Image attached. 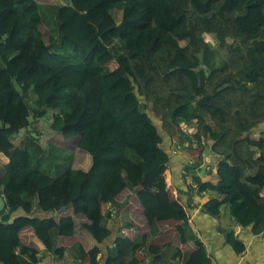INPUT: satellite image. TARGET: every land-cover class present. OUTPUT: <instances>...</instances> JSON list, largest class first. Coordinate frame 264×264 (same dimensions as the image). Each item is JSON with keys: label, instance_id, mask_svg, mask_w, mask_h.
<instances>
[{"label": "trees", "instance_id": "obj_1", "mask_svg": "<svg viewBox=\"0 0 264 264\" xmlns=\"http://www.w3.org/2000/svg\"><path fill=\"white\" fill-rule=\"evenodd\" d=\"M263 3L0 0V155L8 160L0 175V194L7 203L0 216V261L8 247L3 264L42 263L40 249L21 237L31 229L45 255L59 261L69 256L74 264H140L132 255L136 241L121 230L116 235L109 224L135 196L148 228L143 251L149 254L152 240L161 234L162 203L170 194L164 186L152 190L144 184L161 181L171 161L165 136L184 138L183 124L195 127L191 138L197 148L204 145L218 157L217 182L193 178L199 194L218 196L205 210L220 216L227 207L240 227L263 234ZM48 19L55 31L45 44L38 27ZM224 49L228 53L216 65L217 51ZM58 50L72 59L60 61ZM50 112L51 129L66 140L77 139L90 156L88 170L73 168L74 155L54 144L33 165L30 143L12 142L31 126V117L39 121ZM259 130L261 136L254 138ZM257 154L261 166L252 164ZM240 185L250 191L242 193ZM125 192L129 195L121 202ZM171 206L175 212L180 208L174 201ZM67 209L85 220L80 230L94 241L92 249L81 242L66 251L61 247L63 228L75 222L72 216H57ZM176 232L181 243L197 247L180 264H213L188 217ZM225 238L237 254L243 252L233 230Z\"/></svg>", "mask_w": 264, "mask_h": 264}, {"label": "crops", "instance_id": "obj_2", "mask_svg": "<svg viewBox=\"0 0 264 264\" xmlns=\"http://www.w3.org/2000/svg\"><path fill=\"white\" fill-rule=\"evenodd\" d=\"M182 130L185 134V137L182 139L172 140L169 136H165L163 146L171 154V161L167 171L161 177V181L159 183H153L149 180L144 184L145 187L152 190H157L160 186H164L168 190L170 200L162 203V208H164L162 216H165L169 220V223H174V234L176 237L173 240L171 237L167 238L164 235L165 228H162L160 221L161 234L152 240L149 254H144L143 249L141 257L135 256V254H133V257L138 258L141 262L140 264H180L179 257L183 259L186 254L197 250L196 245L192 242L186 244L181 243L176 232L175 227L182 224L183 220L188 217L194 232L201 239L209 256L212 258L213 264H264V233L259 236H254L251 227L245 229L240 227L230 216L227 207L223 208L221 215L216 216L217 218L212 217L205 210V204L210 199L218 196L215 193L199 194L193 183V178L199 177L204 183L217 182L219 180L216 169L218 157L211 152L210 148L202 145L199 149L197 148V144L194 141L192 142L191 136L196 132L193 125L183 124ZM259 132L260 135H256L255 138L261 136L262 130H259ZM177 144L182 145V149L174 155V149ZM256 157L253 158L252 164L254 166H261V163L258 161L259 154ZM239 188L244 194L250 191L248 185H240ZM128 195L129 193L120 201L123 202ZM261 196L264 197V191ZM133 197L136 198L135 196ZM171 201L180 204L177 212L172 208ZM130 205H132L131 202L123 209L115 211L114 216H116V219L114 218L110 222L109 227H114V233L116 235L121 230L124 236L136 241L138 239L136 222L132 218L131 222L134 223V226L132 227L130 224H126V218L132 217L133 210L129 209ZM36 214L40 215L41 213L36 210ZM229 230L235 232L238 238V246L243 250L241 254H237L226 243L225 232ZM21 237L24 243L35 245L40 249L43 256L41 264H74L69 256H65L66 258L63 261H59L45 255L43 244L34 236L31 229L23 231ZM75 237H72L71 233L69 236H66V229L65 227L63 228L60 241L63 250L66 251L76 242H81L87 250L92 249L95 245L87 233L86 236H82L81 238L74 239ZM9 253L10 249L7 247L0 264L6 261Z\"/></svg>", "mask_w": 264, "mask_h": 264}, {"label": "rangeland", "instance_id": "obj_3", "mask_svg": "<svg viewBox=\"0 0 264 264\" xmlns=\"http://www.w3.org/2000/svg\"><path fill=\"white\" fill-rule=\"evenodd\" d=\"M38 3L41 4H51V5H56V4H67L68 1L70 0H36ZM262 10L264 12V3L262 5ZM122 18V12L120 11L118 16L116 17V21L119 22ZM39 35L43 38L45 44H49V37L54 34L55 28L53 23L51 22L50 19H48L46 22L44 21L42 24L39 25ZM36 35V40L35 44L37 45L38 49L42 48V44L40 42V36ZM206 40L210 43L212 46H216L215 40L208 36L206 37ZM183 46L187 45L186 42H181ZM217 56L215 58V64L220 65L223 60L225 59V56L228 53L227 49H224L223 51L218 50L217 51ZM225 52V53H224ZM57 54L59 55L60 61H66L69 59H72V56L62 50H58ZM109 69H113V66L111 65ZM34 71H46L44 68H36ZM30 103L32 106L37 104V99L36 97L32 94ZM52 116L53 112H50L44 119L36 121L33 120V117H31V126L25 130H22L19 134L15 135L12 137V142L15 145H20L24 144L27 146L28 142L30 143L29 151L31 153V163L33 165L37 164V160L40 157L41 153L48 149L49 145L54 144L58 147L66 149L68 152L74 155V160H73V168L75 169H81V170H88L91 166V158L88 154L85 152L81 151L78 147V140H66L64 139L59 133L53 131L50 127L51 121H52ZM159 124V123H157ZM2 126V122H0V127ZM256 135H260V132L257 131L253 134V137L255 138ZM178 142V141H177ZM180 146V148H178ZM182 149V145H178L174 149L175 152L173 153L174 155L178 153ZM173 150V151H174ZM253 157L257 158L256 155H253ZM8 164V160L0 155V175L3 176L5 173V166ZM42 171H46L44 167L40 168ZM49 175L55 177L56 175L51 173L50 171L47 172ZM127 192H125L121 198L126 196ZM132 199L130 200L131 204L129 206V209H132V217H127L126 218V224L131 225L132 227L134 226V223L131 222L132 218L136 222V232H137V240H136V247L134 248L132 255L135 254V256H140L142 255V250L146 248L147 246V232L148 228L146 225V222L144 221V217L142 216L143 212L142 209L139 205V202L137 201L136 198L131 197ZM107 206H104V210H107ZM2 214H0L1 216ZM58 217H65V216H72L75 219L74 223H71L65 227L66 229V236H69V234H72L73 236H76V238H81L82 236H86L85 231H81V224L85 222V220L82 217H76L73 215L72 210L67 209V210H62L57 214ZM116 219V216H114ZM113 218V220H114ZM162 223V228L164 229V235L167 238H170L173 240L175 239L176 235L174 234V223L171 224L169 223V220H167L165 217L161 219ZM160 227V226H159ZM147 228V230H146ZM176 228V227H175ZM79 229V230H78ZM113 232L115 231L114 227L111 228ZM147 231V232H146ZM122 233V232H121ZM124 234V233H122ZM136 258V257H135ZM179 260L181 261L182 258L179 257Z\"/></svg>", "mask_w": 264, "mask_h": 264}, {"label": "water", "instance_id": "obj_4", "mask_svg": "<svg viewBox=\"0 0 264 264\" xmlns=\"http://www.w3.org/2000/svg\"><path fill=\"white\" fill-rule=\"evenodd\" d=\"M225 53V52H224ZM7 208V203L3 195L0 194V214L3 213ZM210 214V213H209ZM212 217L217 218L216 216L210 214Z\"/></svg>", "mask_w": 264, "mask_h": 264}, {"label": "built area", "instance_id": "obj_5", "mask_svg": "<svg viewBox=\"0 0 264 264\" xmlns=\"http://www.w3.org/2000/svg\"><path fill=\"white\" fill-rule=\"evenodd\" d=\"M177 147V146H176ZM178 148H180V146H178ZM175 152V151H174Z\"/></svg>", "mask_w": 264, "mask_h": 264}]
</instances>
